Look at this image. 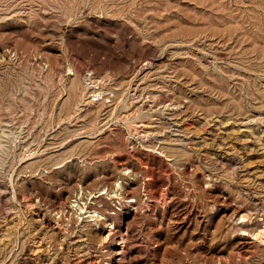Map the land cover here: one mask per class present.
Here are the masks:
<instances>
[{
  "label": "rangeland",
  "instance_id": "obj_1",
  "mask_svg": "<svg viewBox=\"0 0 264 264\" xmlns=\"http://www.w3.org/2000/svg\"><path fill=\"white\" fill-rule=\"evenodd\" d=\"M262 117L264 0H0V264H264Z\"/></svg>",
  "mask_w": 264,
  "mask_h": 264
},
{
  "label": "bare ground",
  "instance_id": "obj_2",
  "mask_svg": "<svg viewBox=\"0 0 264 264\" xmlns=\"http://www.w3.org/2000/svg\"><path fill=\"white\" fill-rule=\"evenodd\" d=\"M73 75V74H72ZM89 81H90V83H89ZM84 82H85V93H86V91H90L91 90V87H95V86H92L91 85V79H88V78H85V80H84ZM91 85V86H90ZM99 89V87H95L94 89L96 90V89ZM101 89V88H100ZM103 89V88H102ZM95 90H92L91 92H90V98H94L98 103H103V99H104V95H103V91H95ZM109 92V91H108ZM89 93V92H88ZM105 93V92H104ZM112 93V92H111ZM87 94V93H86ZM115 95V94H114ZM84 97H85V94L83 95ZM88 99V100H90L89 102H92L94 99ZM85 100H86V98H84ZM85 102V101H84ZM88 102V101H87ZM96 102V103H97ZM139 102V101H138ZM86 103V102H85ZM87 104V103H86ZM85 104V105H86ZM89 105H90V103H89ZM92 105V104H91ZM152 107V106H151ZM178 108L179 107H177L176 108V110H178ZM113 110V109H112ZM175 110V109H174ZM139 127H141V128H144V129H147V132L149 133V131L150 130H152V129H154V128H156V126H154V125H141V126H139ZM171 137V136H170ZM161 142V141H160ZM148 151H151L150 149H147ZM159 154H161L162 156L164 155V153L163 152H159ZM165 156V155H164ZM166 157V156H165ZM60 167H62V166H60ZM59 167V168H60ZM122 189V186H121V181L120 180H118V181H116L115 182V186H114V188H113V190L110 192V193H108V192H97V193H89V194H86V195H90L91 196V200L92 199H97V198H99V197H102V195H108L110 198H114V197H118L119 196V192H120V190ZM83 193V192H82ZM81 193V194H82ZM90 199V198H89ZM81 200V199H80ZM76 202V203H75ZM74 203L75 204H72L71 205V207H72V209H73V211L75 210V212H76V217H77V220H80L82 223H86L85 225H83L82 227H80L81 228V230L80 231H89V227H90V225H87V224H90V223H93V224H95V225H97V227H102V223H101V221H104V219H105V217L104 216H102L100 213H97V211L96 210H89V206H88V203L87 202H85V203H81V202H79V199L78 200H76ZM96 203V202H95ZM95 203H93V205L95 204ZM243 220H244V218H242ZM71 221V220H70ZM94 225V226H95ZM108 226V225H107ZM96 227V226H95ZM109 227V228H108ZM107 228L108 229H110V232L112 233V230L115 228L114 227V223L113 222H111L110 224H109V226H108ZM244 231V230H243ZM246 232V231H245ZM111 233H109V235L111 234ZM127 235V233H125L124 235H121L120 236V238H119V243L117 244L119 247H121V253H119V255L121 256V254H123L124 253V248L126 247V245H127V243H128V237L126 236ZM262 235H263V232L260 230V232H258L257 234L255 233H253L252 234V236L253 237H256V238H259V237H261V240H263V238H262ZM109 237V236H108ZM120 251V250H119ZM122 258L121 259H119V260H117L116 262H114L113 264H122Z\"/></svg>",
  "mask_w": 264,
  "mask_h": 264
},
{
  "label": "built area",
  "instance_id": "obj_3",
  "mask_svg": "<svg viewBox=\"0 0 264 264\" xmlns=\"http://www.w3.org/2000/svg\"><path fill=\"white\" fill-rule=\"evenodd\" d=\"M87 78H88V79H91V84H92V86H95V82H96V80H95V78H94V76H93V72L88 73V74H87ZM93 99H94V98H93ZM92 102L95 103V102H97V101L94 99ZM260 125H261L262 128H264V117H262V118L260 119ZM102 208H103V207H98V208H96L95 210H96L98 213L103 214V209H102Z\"/></svg>",
  "mask_w": 264,
  "mask_h": 264
}]
</instances>
